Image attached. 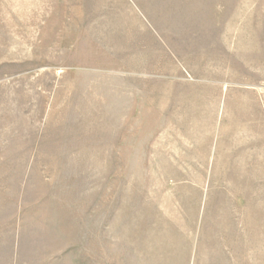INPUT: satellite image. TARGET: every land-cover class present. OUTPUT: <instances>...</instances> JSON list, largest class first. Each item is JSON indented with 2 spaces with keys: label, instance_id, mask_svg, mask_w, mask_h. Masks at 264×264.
Returning a JSON list of instances; mask_svg holds the SVG:
<instances>
[{
  "label": "rangeland",
  "instance_id": "obj_1",
  "mask_svg": "<svg viewBox=\"0 0 264 264\" xmlns=\"http://www.w3.org/2000/svg\"><path fill=\"white\" fill-rule=\"evenodd\" d=\"M0 264H264V0H0Z\"/></svg>",
  "mask_w": 264,
  "mask_h": 264
}]
</instances>
